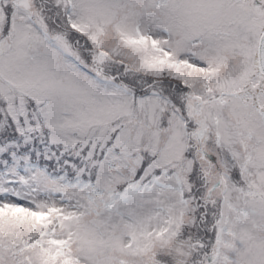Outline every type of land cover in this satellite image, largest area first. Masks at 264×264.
Wrapping results in <instances>:
<instances>
[{"label":"snow or ice","instance_id":"snow-or-ice-1","mask_svg":"<svg viewBox=\"0 0 264 264\" xmlns=\"http://www.w3.org/2000/svg\"><path fill=\"white\" fill-rule=\"evenodd\" d=\"M0 264H264V0H0Z\"/></svg>","mask_w":264,"mask_h":264}]
</instances>
